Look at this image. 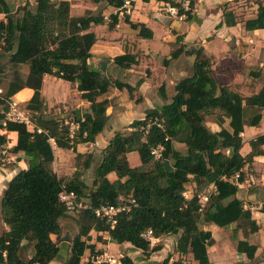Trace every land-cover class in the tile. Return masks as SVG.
Segmentation results:
<instances>
[{"label":"trees","instance_id":"1","mask_svg":"<svg viewBox=\"0 0 264 264\" xmlns=\"http://www.w3.org/2000/svg\"><path fill=\"white\" fill-rule=\"evenodd\" d=\"M124 1L107 0L106 4L117 10ZM164 1L176 8L184 21L192 19V0H186V9L182 8V1ZM0 14L5 18L4 23L0 22V59L11 67L10 79L0 93V131L16 134L9 152L21 154L26 162V168L8 181L0 198L4 229L0 232V264H49L59 254V221L66 216L57 199L61 190L73 192L82 206L71 213L77 217L78 231L69 242L64 264H80L85 251L88 259L84 264H108L95 261L103 253L89 243L90 232L97 234V243L106 236L115 245L128 244L140 253V261L161 250L162 238L174 236L176 258L167 255L157 264H186L184 257L188 255L196 264H209L207 249L213 239L202 228L205 225L219 229L232 226L243 237L257 232L259 228L250 212L235 195L243 180L242 169L263 154L260 147L264 145V135L248 142L246 155L241 156L239 150L243 129L256 127L264 119V85L243 97L219 84L209 59L202 48H197L191 74L174 85L169 102L145 110L141 120H134L113 134L99 151L93 179L87 185L80 171H74L70 177H58L52 172L49 140L56 148L73 153L79 144H95L108 120V101L102 99L108 89L125 90L131 98L135 87L111 81L103 71H93L87 65L95 42L89 28L102 25L103 16L87 11L82 16L70 17L68 2L51 0H34V5L25 2L16 15L0 0ZM107 19L110 30L117 22L116 14H109ZM123 22L137 30L140 38L151 37L141 24H131L126 15ZM222 23L226 27L235 25L233 14L224 7ZM243 28L247 32L264 29V5L257 6L255 17L246 20ZM179 42L177 37L175 43ZM182 50L180 45L168 61L176 59ZM168 61H163V65ZM112 64L125 70L137 61L133 55L123 54L114 57ZM21 67L25 68L23 77L18 72ZM5 73L0 65V79ZM45 75L75 84L80 99L88 103L80 117H68L77 127L71 139L68 123L42 113L39 91ZM23 88L32 91L24 107L31 130L5 119L8 100ZM158 93L165 97L162 86ZM207 116L214 117L218 131L205 125ZM5 143L6 137L0 133V147ZM174 145L182 146L183 152ZM152 150L161 151L160 156H152ZM80 157L75 155V161ZM89 157H85L82 169L88 167ZM165 162L169 170L164 169ZM187 186L192 188L189 192ZM209 188L211 192L202 195ZM202 196L206 197L205 202H201ZM99 205L132 207L118 214L110 227L94 216L92 209ZM147 230L157 242L151 244L144 238ZM256 249L246 240L235 243V251L245 256L246 264H255ZM118 264L134 262L122 255Z\"/></svg>","mask_w":264,"mask_h":264},{"label":"crops","instance_id":"2","mask_svg":"<svg viewBox=\"0 0 264 264\" xmlns=\"http://www.w3.org/2000/svg\"><path fill=\"white\" fill-rule=\"evenodd\" d=\"M4 1L9 11H11V14L14 15L19 12V8L25 2L34 5V0ZM58 1H66L69 3L70 17L82 16L87 11L93 14L101 13L104 23L89 28V32L95 37V42L90 48V57L87 60V65L91 70L99 71L100 64L103 63V73L111 81H118L135 88L131 93V98H129L125 90L119 91L113 87H110L102 97V99L108 101L105 110L108 120L96 138L95 144H79L75 147V153H73L71 150L56 148L54 142L51 139L49 140L53 154V161L50 168L56 176L61 173L57 169L59 159L66 156L68 159L70 158V160L75 161V155H80V158H82L83 154H85L84 152L90 150L98 142L99 144L103 143L101 145L102 149L115 132L128 126L134 120H141L145 110L159 108L167 104L173 95L174 85L181 78L186 77L185 70L181 68L182 63L186 61L185 64L191 71L195 50L197 48H202L204 55L209 59L210 68L214 74L219 73L223 76L234 74V76H237L238 71V75L242 72L241 66H243L244 60L237 59L231 53L230 49L233 43H243L245 42L244 38L246 36L262 31H244V22L252 18L245 20L239 18L240 14L238 13L237 0H192L193 9L191 11L192 19L190 21H184L183 17L181 19L169 17L166 14V8L171 6L164 0H135L129 14H120L114 8L107 6V0H51V2ZM169 1L175 4L181 1L182 3L186 2V0ZM260 1L256 6H263L264 0ZM223 7L233 14L234 26L226 27L223 25ZM109 14H116L117 19L116 24L110 30L107 29L109 22L107 18ZM124 15H126L131 24H141L144 29L151 33V37L149 39H143L137 36V30L130 29L129 25L123 22ZM0 22H5L4 14H0ZM177 37L180 38L179 43H175ZM180 45L183 47L182 53L176 59L168 61L170 54ZM123 54L133 55L137 64L125 70L114 66L112 59ZM156 61H168V63L166 66L160 67V64L155 63ZM231 62L235 64L233 65ZM156 65L158 67H155ZM145 66L149 68L148 72ZM117 70L121 71L122 78L120 76L115 78L117 76L114 73L118 72ZM3 81V79H0V90H3ZM160 86L163 87L164 98H161L158 93ZM225 86H228V84ZM75 88V84L64 82L51 76H43L39 91L40 99L44 107L43 115L62 120L66 123L67 117L73 115L78 110V117H80L81 112L87 109L88 103L80 99V94ZM170 88L171 90H169ZM31 95L32 91L30 89L23 88L11 100L17 104L19 110L27 114L28 112L24 107L31 98ZM27 129L31 130L32 128L31 126H27ZM209 130L216 132L219 129L212 123ZM0 133L6 137L5 145L0 147V154L3 153L2 156L6 154V161L9 163L12 162V166L9 165L7 167H5L7 164H0L1 198L8 181L19 170L26 168V162L21 154H12L9 152L10 148L15 144L16 134L4 130H1ZM260 135H264V119L260 120L256 127H245L243 129L240 135L242 145L239 153L241 156L249 152L248 142ZM260 149L263 151V154L255 156L250 166L245 165L242 169L243 180L237 185L235 195L243 203L244 209L250 212L251 218L255 221L259 229L256 233L243 237L241 231L235 230L232 226L221 229H217L213 225L203 226V229L211 233L213 239V244L207 249L209 264H246L247 260L245 256L235 251V243L237 240H246L249 244L255 245L257 247L254 254L255 264H264V212L262 210L264 207V145ZM0 160H3V157ZM233 181H235L234 178ZM1 229L4 230L3 225ZM220 234L224 237L220 236V240L217 241L216 238ZM167 239L168 237L162 238L159 241L161 250L150 256L143 263L157 264L161 262L169 252L166 242ZM102 240L106 243L103 248H111V246H114L113 250H123L126 248L132 250L128 244L115 245L111 243L106 236H102ZM157 241L154 240V242ZM58 247L59 251H63V257L60 258L57 255L49 264H64L68 258L69 246H62L61 244ZM214 253H216V257L212 258ZM174 258H176V255L173 256ZM188 258L191 260L190 264H196L192 261L190 255H188Z\"/></svg>","mask_w":264,"mask_h":264},{"label":"rangeland","instance_id":"3","mask_svg":"<svg viewBox=\"0 0 264 264\" xmlns=\"http://www.w3.org/2000/svg\"><path fill=\"white\" fill-rule=\"evenodd\" d=\"M259 1L260 0H237L236 2L238 5V9H239L238 13L240 14L239 18H241L242 20H245L248 18H254L256 15V8H257L256 5ZM260 3H262V1H260ZM244 41L245 42L243 43L239 42L240 44L233 43V46L231 48L232 50L230 49L231 53H233L237 59L244 60L243 66H241L242 72L240 73V75H238V72H239L238 71L237 76H234V74L233 75L228 74L226 76L225 75L223 76L219 73H215L214 77L217 79L219 84L221 85L228 84L227 87L229 89L238 92L243 97H246V96H249L255 93L262 85H264V77H262L264 75V29L262 31L252 33V35L250 36H246L244 38ZM188 58H190V56H188ZM155 63L160 64V67L166 66V65H163V63L160 61H156ZM185 63L186 61L182 63L181 68L185 70V75L189 76L191 74V71L189 70L188 66H186ZM231 64L234 65L235 63L231 62ZM0 65H2V67H4V69L6 70V73L2 76V79L4 80L3 81L4 85H5L10 79L11 67L5 62L3 58L0 59ZM155 67H158V66L156 65ZM146 68L147 67L145 66V69ZM148 69L149 68L146 69L147 72L149 71ZM18 72L23 77L25 73V68L24 67L19 68ZM114 74H116L117 76L115 78H118V76L121 77V71H118ZM254 75H256V77ZM169 90H171V88ZM213 120H214L213 116H207L205 118V125L208 128L211 127ZM66 123H70V119H68V117H67ZM100 143L102 142L100 141ZM102 144H99L98 142L97 145L93 146L90 150H87V152H84L85 154H83L82 158L78 159L77 161L70 160V158L68 159L66 156L59 159L60 161L58 163L59 165L57 169L60 170L61 173H59L58 176L59 177L60 176L70 177L74 171L76 172L80 171L81 178L83 179V181L87 185H90L93 179V175H94L93 173L94 168L97 165L99 158H100L99 151L101 150ZM174 146L177 150H179L180 152H183L182 146H178V145H174ZM88 151L90 152L88 153ZM2 155L3 154H0V159L3 157V160H0V164L1 165L7 164L5 167L9 165L12 166V162L9 163L6 161L7 160L6 154H4L5 156H2ZM87 155H90L88 162H87L89 163V165L87 168L82 169L83 161L85 160V157ZM190 189H192L191 186H187L188 192ZM209 192H211L210 188L207 189L205 193L202 195H206ZM76 218H77L76 215L71 214V213L69 214L66 213V216L60 219L59 224L61 227V232H60V241L58 242V245L61 246L62 244V246H69V242L71 241L72 237L78 231V227L76 224ZM1 228H2V224L0 220V232L2 231ZM96 235H97L96 233L90 232V242L89 243L90 244L93 243L96 250L101 249L103 253L102 255H105V258L110 260L109 264H118V259L122 255H127L128 257H130V259L133 260L134 264H145L143 263L144 261H140V258H141L140 253L135 252L134 250H129L128 248L123 249V250H119V249L113 250L114 246L113 247L111 246V248H103V246L106 245L105 241L99 242V243L95 242ZM220 236L224 237L222 236V234H220L219 237L216 238L217 241L220 240ZM53 238L54 237H52V239ZM63 239H66V240H63ZM174 241H175L174 236H168V239L166 240L168 248H169V252L167 253V255H171L172 259L175 254L173 253ZM152 243H155V242H151V244ZM62 254H63V251L60 250L58 257L60 258L63 257ZM215 257H216V253L213 254L212 258H215ZM87 259H88V252L85 251L80 260L81 264H84ZM184 261L186 264L191 263V260L188 258V256L184 257Z\"/></svg>","mask_w":264,"mask_h":264},{"label":"built area","instance_id":"4","mask_svg":"<svg viewBox=\"0 0 264 264\" xmlns=\"http://www.w3.org/2000/svg\"><path fill=\"white\" fill-rule=\"evenodd\" d=\"M135 2V0H125L122 4V6L117 9L116 11L120 14H129L132 9V4ZM186 2L182 3V8L186 9ZM166 14L169 17H172L174 19H181L183 16L177 14V10L174 7H167L166 8ZM1 93V90H0ZM8 108L5 115V119L10 122H16L20 124H24L26 126H30L29 119L23 113L21 110L18 109L17 104L11 100V98L8 100ZM68 138L71 139L74 131L76 130V125L72 123H68ZM39 132V130H37ZM151 155L155 158H158L160 156L161 151L159 150H152ZM3 154V153H2ZM234 179L237 178L236 175L233 177ZM184 198H186L185 194L182 195ZM58 202L64 207V210L66 213H74L77 210H80L82 208L81 204L78 203L75 199V195L73 192H67L65 190H61L59 194L57 195ZM206 197H201V202H205ZM132 206H135V204H131ZM132 206H112V205H99L92 209V212L96 218L99 220L105 221L110 227H112L115 224V218L118 214L124 211H129ZM144 238L148 241L154 242V239L150 236V231L147 230L144 234ZM95 261L97 263H110V260L105 258V255H100L95 258Z\"/></svg>","mask_w":264,"mask_h":264},{"label":"water","instance_id":"5","mask_svg":"<svg viewBox=\"0 0 264 264\" xmlns=\"http://www.w3.org/2000/svg\"><path fill=\"white\" fill-rule=\"evenodd\" d=\"M103 67H104V64L101 63V64H100V68H99L100 71H103ZM73 115L78 117V116H79V111L76 110V111L73 113ZM164 169H165V170H169V166H168V164H167L166 162L164 163Z\"/></svg>","mask_w":264,"mask_h":264}]
</instances>
